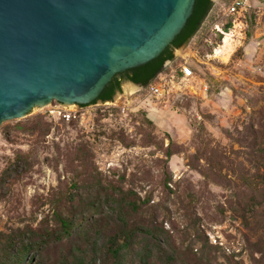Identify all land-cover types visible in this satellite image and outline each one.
Returning <instances> with one entry per match:
<instances>
[{
  "label": "rangeland",
  "instance_id": "rangeland-1",
  "mask_svg": "<svg viewBox=\"0 0 264 264\" xmlns=\"http://www.w3.org/2000/svg\"><path fill=\"white\" fill-rule=\"evenodd\" d=\"M228 1L214 0L184 45L197 43L201 61L190 90L156 99L140 86L113 102L87 105L69 122L46 112L52 101L0 124L1 230L56 229L57 207L79 213L96 200L97 214L88 207L96 219L89 240L73 241L86 251L101 249L103 233L117 226L152 227V237L136 229L140 243L123 264L146 254L152 264H168L169 256L171 264H264V0H248L234 26L233 16L222 14ZM74 177L83 202L72 207L63 195ZM132 193L150 201L133 210L126 205ZM92 237L96 247H86ZM33 242L30 264H63L65 240ZM97 255L96 264L109 260Z\"/></svg>",
  "mask_w": 264,
  "mask_h": 264
},
{
  "label": "water",
  "instance_id": "water-1",
  "mask_svg": "<svg viewBox=\"0 0 264 264\" xmlns=\"http://www.w3.org/2000/svg\"><path fill=\"white\" fill-rule=\"evenodd\" d=\"M194 4L0 0V124L52 101L91 104L115 75L157 58L181 32ZM139 87L122 81L110 102Z\"/></svg>",
  "mask_w": 264,
  "mask_h": 264
},
{
  "label": "trees",
  "instance_id": "trees-1",
  "mask_svg": "<svg viewBox=\"0 0 264 264\" xmlns=\"http://www.w3.org/2000/svg\"><path fill=\"white\" fill-rule=\"evenodd\" d=\"M212 7L211 0H195L194 8L192 14L187 19V22L181 32L175 36L172 43L165 48V50L155 59L146 63L143 66L126 70L125 72L119 73L114 76V78L108 83L105 89L101 92L96 100L91 104H95L97 101L102 103L112 100L113 96L117 91L120 90L121 82L124 80L131 81L134 84L141 86H146L148 83L155 77V75L162 70L166 61L173 59V50L177 49L185 44H187L198 32L201 27L204 19L208 15ZM229 23L225 26V29H228ZM90 105V104H87ZM82 105V106H87ZM63 121V120H62ZM74 121V120H72ZM166 158L168 159L171 156L170 151H166ZM262 184L264 183L263 178L261 179ZM80 187V180L78 177H74L72 182L69 185V191L66 195H63L64 205L72 204V207L75 203L83 202L82 195L77 192ZM165 187H167V182L165 181ZM75 192H72L75 190ZM71 192V193H70ZM132 195L135 197L133 198ZM126 205L131 209L138 210L141 206L140 204H147L150 201V197H145L144 200L136 197L135 194L127 196ZM86 200V199H85ZM252 202L255 201V198H251ZM255 203V202H254ZM85 204V203H84ZM82 205V211L79 213H74L71 210H65V208L57 207L54 211V222L56 229H44L40 232L37 228H31L28 226L11 228L8 231L0 229V264H30L31 259L28 257L29 253L35 247L33 242L35 238L49 237L53 238L57 242L64 241L69 244L68 252L66 257L63 260V264H96L97 257L99 252H103L109 260L104 264H123V260L128 256L127 253L129 249L135 244H139L140 240L136 241L138 238L136 236L137 230L148 234L150 237L153 236L151 230L152 227H138V228H123L117 226L113 229L111 234L103 233L102 244L98 243L99 239L92 237V241L86 242V247L88 244L101 248H94L90 251H86L84 248L76 246L73 241H78L81 236L85 237V240H89V230L91 227H95V223L92 216H88V207L91 208V215L98 213V206L96 208V200L86 202V205ZM253 204V203H252ZM249 203V205H252ZM117 207V204H112ZM114 209V208H113ZM112 209V210H113ZM116 211V208L115 210ZM253 216V208L247 210ZM93 213V214H92ZM87 215V217H86ZM256 220L259 218V213L255 215ZM92 219L91 222H89ZM89 227L87 228L84 226ZM137 229V230H136ZM143 229V231H142ZM100 232H98L99 234ZM49 235V236H48ZM78 235V237L76 236ZM101 236V235H100ZM73 237L75 239H73ZM144 240V237L141 238ZM97 246V247H98ZM142 254V253H141ZM132 255V254H131ZM148 254L139 255V262L133 263L132 261L127 262V264H152L148 260ZM172 261V256L168 257L167 260ZM160 264V263H157Z\"/></svg>",
  "mask_w": 264,
  "mask_h": 264
},
{
  "label": "built area",
  "instance_id": "built-area-1",
  "mask_svg": "<svg viewBox=\"0 0 264 264\" xmlns=\"http://www.w3.org/2000/svg\"><path fill=\"white\" fill-rule=\"evenodd\" d=\"M248 0H229L223 8V16H233L232 25L235 22L241 23L239 17H241L246 10ZM222 27V26H221ZM217 32L224 35L223 27L215 25ZM215 53V50H214ZM198 56L197 43L188 44L183 47L182 54L179 57L171 59L161 71H159L155 77L144 86L142 89L146 91V95L154 97L156 99L170 98L175 95H180L183 89H191L193 86L190 82L195 80L196 74L194 69L196 64L201 63ZM208 57V55H205ZM200 87L203 91H207L208 85L204 81L200 80ZM46 112L59 120L66 122L76 120L80 117L84 107H78L75 104L61 105L56 102L54 105H48ZM86 107V106H85Z\"/></svg>",
  "mask_w": 264,
  "mask_h": 264
},
{
  "label": "bare ground",
  "instance_id": "bare-ground-1",
  "mask_svg": "<svg viewBox=\"0 0 264 264\" xmlns=\"http://www.w3.org/2000/svg\"><path fill=\"white\" fill-rule=\"evenodd\" d=\"M227 33L225 32L224 35H226ZM226 42H227V39L226 38H223L222 39V44L219 45V47L217 49H215V54H219L221 49L224 48L226 46ZM136 90V89H135ZM135 90H131V91H128V92H125L126 94H131L133 93Z\"/></svg>",
  "mask_w": 264,
  "mask_h": 264
},
{
  "label": "flooded vegetation",
  "instance_id": "flooded-vegetation-1",
  "mask_svg": "<svg viewBox=\"0 0 264 264\" xmlns=\"http://www.w3.org/2000/svg\"><path fill=\"white\" fill-rule=\"evenodd\" d=\"M212 1V0H211ZM141 86V85H140ZM101 102V101H100Z\"/></svg>",
  "mask_w": 264,
  "mask_h": 264
}]
</instances>
